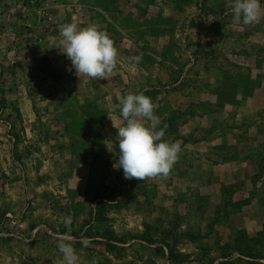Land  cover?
<instances>
[{
	"label": "rangeland",
	"instance_id": "obj_1",
	"mask_svg": "<svg viewBox=\"0 0 264 264\" xmlns=\"http://www.w3.org/2000/svg\"><path fill=\"white\" fill-rule=\"evenodd\" d=\"M232 3L0 0V87L25 93L20 108L0 97V264H62L63 235L80 264H264V225L254 232L228 215L238 206L231 183L264 156V18L236 26ZM66 23L114 41L106 79L79 77L54 49ZM140 92L167 125L164 139L181 142L167 179L113 169L120 100ZM209 139L217 174L226 159L234 170L230 184L198 193Z\"/></svg>",
	"mask_w": 264,
	"mask_h": 264
},
{
	"label": "clouds",
	"instance_id": "obj_2",
	"mask_svg": "<svg viewBox=\"0 0 264 264\" xmlns=\"http://www.w3.org/2000/svg\"><path fill=\"white\" fill-rule=\"evenodd\" d=\"M231 11L236 26H247L264 18V5L260 0H233ZM57 48L63 49L62 53L71 61V67L79 77L106 79L117 67L118 52L114 41L94 24L83 28L76 23L61 25L54 49ZM129 59L130 69L135 71L141 57ZM120 105V116L125 123L118 128L113 124L119 147L118 161L113 164V169H123L127 180L167 179L180 158L181 142L164 139L167 125L161 127V119L155 114L157 106L143 92L128 93L121 98ZM63 222L70 226L72 217L65 216ZM74 239L70 235L58 238L56 246L62 254V264H80L81 258L72 243ZM80 242L87 247L90 240L81 237Z\"/></svg>",
	"mask_w": 264,
	"mask_h": 264
},
{
	"label": "crops",
	"instance_id": "obj_3",
	"mask_svg": "<svg viewBox=\"0 0 264 264\" xmlns=\"http://www.w3.org/2000/svg\"><path fill=\"white\" fill-rule=\"evenodd\" d=\"M2 69V65L0 66ZM47 82V81H46ZM15 90V89H14ZM14 90L8 91L7 89L4 90L0 87V97L9 98L8 100L12 102L16 107L20 108V105L25 102V93L24 89L22 93H18V97H15ZM17 94V91H16ZM12 98V99H11ZM22 106V105H21ZM20 110V109H19ZM62 135H66V131H62ZM241 136L243 135H236L237 139H241ZM203 143V142H202ZM204 152H206V158L203 159V164L205 165V168H199V179L196 181H192L193 183L198 184L196 192L200 193L201 185L206 186V190H208V193L214 192V184L219 183L222 184H230L229 179L230 176H228L229 170H234V165L229 164L230 161L228 159L222 160L223 163L221 166V175H218L217 167L214 168V164L210 158H213V155L209 152H212V149L214 147V143L212 139L206 140L204 142ZM257 144V143H256ZM249 161H251L249 159ZM250 166L243 165V171L239 179L236 180V182L231 183L235 184L233 187V195L237 197L236 203H238V206L236 210L233 212H229L228 215L231 217H234L237 219V225L245 226L246 223H251L254 229V232H256V227L259 225L262 227L264 225V156H259L256 161L249 163ZM252 165V166H251ZM224 169V171H223ZM201 171L204 173L201 175ZM200 178H204V181H200ZM215 179V180H214ZM197 182V183H196ZM208 182V186L205 184ZM218 191V189H215ZM210 191V192H209ZM245 197H242V196ZM207 197V196H206ZM234 220V219H233Z\"/></svg>",
	"mask_w": 264,
	"mask_h": 264
},
{
	"label": "trees",
	"instance_id": "obj_4",
	"mask_svg": "<svg viewBox=\"0 0 264 264\" xmlns=\"http://www.w3.org/2000/svg\"><path fill=\"white\" fill-rule=\"evenodd\" d=\"M97 205L99 206V205H101V204L98 202ZM98 214H99V213H98ZM98 218H99V217H98ZM96 220H99V219L96 218ZM158 250H159V252H161L160 249H158ZM168 258H169V253H168Z\"/></svg>",
	"mask_w": 264,
	"mask_h": 264
}]
</instances>
